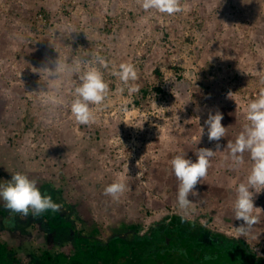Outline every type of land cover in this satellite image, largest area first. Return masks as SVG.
I'll return each instance as SVG.
<instances>
[{
	"label": "rangeland",
	"instance_id": "obj_1",
	"mask_svg": "<svg viewBox=\"0 0 264 264\" xmlns=\"http://www.w3.org/2000/svg\"><path fill=\"white\" fill-rule=\"evenodd\" d=\"M182 4L185 12L169 16L145 12L137 0H0V185L20 172L37 184L63 187L65 197L90 202L81 216L110 232L123 222L139 223L145 231L166 216L184 215L171 159L186 153L195 162L196 149L210 148L216 153L196 186L198 196L189 197L187 219L242 238L264 256V191L254 197L259 222L238 236L243 221L232 209L235 186L246 181L251 161L245 153V164L232 167L227 148L243 130L247 104L264 89V0ZM41 6L55 18L37 33L31 22ZM68 26L79 33L67 37ZM95 54L110 62L109 69H101L110 91L106 107L92 106L96 122L81 125L70 112L78 78L52 80L44 68L53 69L58 56L71 63ZM128 62L138 70L135 95L121 93V81L111 74L112 66ZM157 67L163 78L154 73ZM57 83L64 103L51 107L42 98L55 96ZM144 88L148 96L138 104ZM217 111L227 128L219 148L208 140L205 124L209 112ZM120 177L128 188L115 201L104 189ZM29 229L37 233L35 225ZM43 241L42 236L34 240ZM175 241L167 249L175 255L156 253L150 264L159 259L161 264H241L238 254L208 261L205 248L189 246L179 236Z\"/></svg>",
	"mask_w": 264,
	"mask_h": 264
},
{
	"label": "clouds",
	"instance_id": "obj_2",
	"mask_svg": "<svg viewBox=\"0 0 264 264\" xmlns=\"http://www.w3.org/2000/svg\"><path fill=\"white\" fill-rule=\"evenodd\" d=\"M137 3L145 12L155 11L169 16L186 11L182 0H137ZM63 31L67 33V37L73 32L79 33L71 26ZM83 56L89 55L73 58L71 63L61 62L58 56L55 67L53 69L44 68V70L52 80H60L65 76L78 78L79 83L74 86L72 91L73 99L70 102V112L78 124L91 125L97 120L92 106L106 107L105 101L110 89L101 69H109L110 62L99 54L90 55L91 59L88 60L82 59ZM111 74L121 81L119 89L121 93L127 91L129 95H135L140 92V85L133 83L138 80V70L134 64L121 63L118 68L112 66ZM53 87L55 96H45L42 99L46 105L56 107L63 104L64 100L60 94L61 85L57 83ZM228 95L233 98L231 92ZM147 119L148 117L145 120ZM222 119V114L217 111L215 114L209 112L205 120V124L208 126V140L216 141L217 148L220 147V139L226 137L227 134V128L221 123ZM245 120L243 130L235 141L227 144L232 167L238 168L245 164V153L249 154L251 161L246 181L235 186L236 197L232 209L235 219L243 221L237 228L238 236H246L251 228L259 222L257 207L254 206V197L264 191V89L260 91L255 100L247 104ZM123 122L140 129L143 128V123L132 125L127 121ZM203 133L204 129L201 127L200 137ZM215 153L216 151L210 148H199L196 149L197 159L195 162L186 158V153L177 154L170 161L171 169L179 182L177 203L184 213L181 216L182 222L186 221L187 213L193 205V201L189 197L198 196L196 186L206 178L211 158ZM127 188L125 178L120 177L105 187L104 194L119 201ZM0 200L4 202L3 206L9 212L8 217L4 220V223L9 227L15 226L17 215L25 218L29 215L39 218L46 212L55 214L62 210V205L54 202L50 194L41 192L35 180L20 172L12 174L9 182L0 186Z\"/></svg>",
	"mask_w": 264,
	"mask_h": 264
},
{
	"label": "trees",
	"instance_id": "obj_3",
	"mask_svg": "<svg viewBox=\"0 0 264 264\" xmlns=\"http://www.w3.org/2000/svg\"><path fill=\"white\" fill-rule=\"evenodd\" d=\"M34 16L31 29L37 33L41 32L40 26L48 28L51 19L55 18L54 11L46 6H41ZM176 69L180 67L177 66ZM154 71L161 78L164 77L160 67ZM156 90L164 93L162 86L156 87ZM141 92L143 93L141 98L136 99L138 104L148 96L149 89L144 88ZM27 126L30 127V124L28 123ZM2 185L5 184L0 186ZM37 187L42 193L50 194L54 202L62 205V210L55 214L46 212L39 218L17 215L15 226L9 227L4 223L9 212L4 208V202L0 200V264H150L151 254L167 255L170 252L167 251L169 244L163 237H158V241L147 237L141 243L125 240L118 235L113 239L103 238L102 241H95L94 235L97 233L94 229L100 225L91 218H83L80 214L86 207H90V202L83 198L65 197L64 188L51 182L38 183ZM179 218L175 219L179 233L187 240L189 246L208 250L209 252L204 254L208 261L215 260V257L220 258L223 254L235 253V257L238 254L247 264L248 262L254 264L255 256L256 264H264V256H259L241 238L226 237L228 239L224 245L220 243L221 246L218 245L216 238H212L213 243L204 246L205 242L201 236L204 225L189 219L182 222L181 216ZM34 225L37 228L36 234L30 229L26 230L28 226ZM88 230V234H85L84 231ZM92 231L94 235L91 234ZM7 233L8 236L4 237ZM215 235V237L226 236L220 233ZM40 236L44 238L43 243L35 244L37 242H34L35 238ZM214 246L216 249H213ZM209 247L211 249H208ZM151 248L154 249L153 253ZM158 263H163V260H159Z\"/></svg>",
	"mask_w": 264,
	"mask_h": 264
},
{
	"label": "flooded vegetation",
	"instance_id": "obj_4",
	"mask_svg": "<svg viewBox=\"0 0 264 264\" xmlns=\"http://www.w3.org/2000/svg\"><path fill=\"white\" fill-rule=\"evenodd\" d=\"M179 216L181 215H172V216H166V218L164 220L158 221L156 223H154L153 225L149 226L148 229H146L145 231L139 230L141 224L139 223H133V224H128V222H123L118 224L117 226H115L114 231L110 232L107 228H103L101 226H97L94 231L98 234L93 233V231L91 232L92 235H94V239L95 241H102L103 238L104 239H113L115 236H120L121 238L125 239V240H130V241H135V242H144L145 238H149L151 240H156L158 241V237H163L166 239L167 243L169 245L175 243V239L177 238V236H179L180 238H183V235L181 233H179L178 228L176 227V220H178ZM180 219V218H179ZM93 220V219H92ZM76 221V220H74ZM203 225V224H201ZM81 231V230H80ZM85 234H88V231H84ZM110 232V233H109ZM81 233V232H80ZM216 233H220L223 234L222 232H215L213 230L210 229H206V227H204V229H202L201 231V236L203 238V241L205 242L204 246H207L209 244H212L213 242L211 241L212 238H216L219 242V246H221L220 243H222L224 245L225 241L229 238V239H240L238 237H230V236H218L215 237ZM83 236H86L83 234ZM90 236V235H88ZM186 237V236H185ZM228 237V238H226ZM242 239V238H241ZM163 243V242H161ZM208 249H211L210 247ZM153 248H151V252L153 253ZM171 252V251H170ZM176 251H172L170 253V255L173 253V255H175ZM156 254H151L150 256L153 257L152 259H154V256ZM161 260V259H159ZM158 260V261H159ZM254 260V264H256L257 258L256 256L253 258ZM157 261V262H158ZM245 260L243 258L240 257V263L241 264H245L244 263ZM225 263H229L228 261H226ZM159 264V263H158ZM247 264V263H246ZM248 264H252L251 262ZM262 264V263H261Z\"/></svg>",
	"mask_w": 264,
	"mask_h": 264
}]
</instances>
